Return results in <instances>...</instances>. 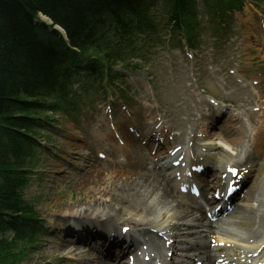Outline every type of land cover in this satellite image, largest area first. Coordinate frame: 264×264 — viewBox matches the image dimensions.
Listing matches in <instances>:
<instances>
[{
	"label": "trees",
	"instance_id": "16d2710c",
	"mask_svg": "<svg viewBox=\"0 0 264 264\" xmlns=\"http://www.w3.org/2000/svg\"><path fill=\"white\" fill-rule=\"evenodd\" d=\"M150 1L0 0V264H7L6 253L10 264L20 263L18 244L36 234L37 216L24 190L35 166L34 136L49 121L47 112L72 104L74 69L98 68L104 78L126 62L120 51L133 45L132 32L145 23ZM171 4L174 12L194 8L193 0ZM40 14L61 27L68 42L36 23Z\"/></svg>",
	"mask_w": 264,
	"mask_h": 264
},
{
	"label": "rangeland",
	"instance_id": "374dc122",
	"mask_svg": "<svg viewBox=\"0 0 264 264\" xmlns=\"http://www.w3.org/2000/svg\"><path fill=\"white\" fill-rule=\"evenodd\" d=\"M247 30V28H243ZM257 37L260 35L254 29L250 30ZM233 39L230 41L228 49L218 53V59L222 60L227 58L228 62L232 61V57L238 48H240V42L246 40L250 43L248 35H238L240 41H236V37L232 36ZM233 42V43H232ZM246 43L245 46L249 44ZM253 58L257 59L261 67L264 68V59L262 53L253 50ZM154 60V59H153ZM151 62L150 66L147 65L145 70L139 71V73H129L127 77L135 76L139 74L142 77H146L149 72L147 69L155 74L154 87H155V99L160 106L158 112L154 113L167 114L168 119L173 122L174 129L180 131L183 136L187 137L189 134L195 132L196 127L194 124L201 119L195 116L200 115V105L196 96L193 93L192 88L196 86H204L212 84V82L207 78L205 70L202 67L207 63L205 61H198L196 66L194 62L190 61H175L174 59L160 58L158 55L156 62ZM220 65L223 64L222 61L219 62ZM199 68V72L202 70L203 80L197 81L193 85L192 74L196 72ZM113 73L125 74L126 72L121 69L118 65L113 69ZM120 81V78L118 77ZM129 81V80H128ZM127 82V81H126ZM209 82V83H208ZM126 85V84H125ZM233 91V90H232ZM240 98H243V102L248 94H239ZM136 96L134 94H129V105L131 109L137 110L138 104L135 102ZM131 100V102H130ZM229 101L236 102L235 97L228 99ZM87 101L85 107H81L80 110L70 111L69 117L67 115H59L56 119L58 122L55 126L46 128L45 130L39 131L38 136L41 143L45 146L41 151L39 148L34 149L33 164L34 170L31 171L30 183L24 190L25 198L35 206L36 214L38 215L40 226L46 227L48 229V234H39L37 237H33L27 245L22 246L18 244L16 256L21 259L18 264H74L71 258L67 257L65 251L54 252L52 249L53 242H56L55 237L56 226L53 225L54 220L60 219L59 216L68 209L74 208L75 205H82L81 207H89V209L95 205H89L90 201L97 200L99 194L97 192H91L92 187L105 184L106 178L94 177L89 179L90 191L86 189V185L83 188L79 187V178H66L67 175L63 174L66 166L70 162L71 164H82L86 165L88 156L92 149V141L94 139H89L90 133H92L99 123L102 122L101 113L97 110V104L93 101ZM94 102V104H93ZM86 104V102L82 101ZM201 123V122H198ZM208 123V121H207ZM206 123V124H207ZM78 140L84 141L85 143L80 145ZM91 144V145H90ZM56 146V147H55ZM74 146V147H73ZM77 146H82L81 149H75ZM71 147V148H70ZM87 150H86V149ZM98 148V144L96 149ZM53 149L54 153L47 154ZM83 149V150H82ZM86 151V152H85ZM81 155H86V159L82 158ZM93 157V156H92ZM32 159V158H30ZM100 167V165L98 166ZM103 168H107V165H101ZM109 167V166H108ZM115 168V167H114ZM98 169V168H97ZM96 169V170H97ZM107 174V173H106ZM114 174V172H110ZM108 174V175H110ZM125 174V173H118ZM69 176V175H68ZM112 176V175H110ZM88 177V176H87ZM99 204V203H98ZM112 209L116 210L115 207ZM117 215L120 212L116 213ZM124 214L121 213L120 216ZM123 217V216H122ZM52 223V224H51ZM12 234L8 233L7 240H11ZM9 258L6 260L7 264H10V256L6 253L4 254ZM17 260V258H16Z\"/></svg>",
	"mask_w": 264,
	"mask_h": 264
},
{
	"label": "bare ground",
	"instance_id": "6f19581e",
	"mask_svg": "<svg viewBox=\"0 0 264 264\" xmlns=\"http://www.w3.org/2000/svg\"><path fill=\"white\" fill-rule=\"evenodd\" d=\"M172 0H164L167 4ZM165 120V119H164ZM170 124L169 121L166 123ZM163 137H167L163 130H159ZM207 133L205 131H197L196 133ZM221 134L211 133L210 138L207 142L204 143L203 147L207 148L211 153L215 152L214 157L211 158L212 165L214 166V171L218 173V170L221 173L225 172L226 166L230 163L235 162L236 159L231 157L229 153V148L227 147L233 143L231 137H220ZM222 140L226 146H219V141ZM194 143L198 142L203 144L200 139L194 137L191 139ZM170 142V141H168ZM166 142V143H168ZM129 143L132 141L129 140ZM236 144L239 141L235 142ZM134 144V143H132ZM239 146V145H237ZM253 154L249 155V158H253L254 156H260L264 153V149H262L261 143L255 142L252 146ZM184 151L177 154L178 160L180 155L183 154ZM144 153V150L141 152ZM231 158V159H230ZM150 157L144 153V160L148 161ZM148 164V163H147ZM154 165V164H153ZM146 162L144 164L141 163L140 167H133L134 170H128L127 168H121L118 164L115 166H109L107 168H99L98 170H93L90 175L87 177L82 176L81 181L79 182V187L83 188L86 185L87 191H90V185L92 183L89 182V179H93L94 177H103L108 176L109 179L106 178V182L104 186L93 187L91 192H97L99 194V198L97 200L90 201L89 205H92L93 202L95 205L93 208L91 207H81L82 205H75L74 208L68 209L62 213L60 219L54 220L53 225L57 226V230L66 231L69 229L70 221L76 219H84L86 218L91 222V225H97L96 228H100V224H109L110 230L113 232L120 233L118 238L122 236V229L126 226L135 225L133 228L130 227L129 232L127 234H133L138 231V235L141 239H145L150 234L154 232L156 234L160 233L163 239L172 242L170 248H175L179 250L178 252H184L178 245H182L186 242L185 233L187 224L189 222H196L198 228L205 227V219L204 215H194L192 211H190L189 206L180 203L177 199L174 198L175 195L171 194L170 184H168L165 180L161 179L152 174H147L142 171V168H145ZM142 167V168H141ZM128 170V171H127ZM110 172H114V174H110ZM107 173V174H106ZM118 173H125L123 175ZM112 176H110V175ZM89 178V179H88ZM221 184V183H220ZM219 184V185H220ZM103 185V184H101ZM126 193L129 194V197L135 200V203L129 204V200L125 201V199L119 198L113 202L112 196L114 193ZM173 196V197H172ZM255 195L253 199L255 200ZM264 198V194H262ZM99 203V204H98ZM129 205L130 207L126 206ZM115 207L116 210L112 209ZM119 208H124V212L126 215H115L114 212H117ZM110 209L112 211H110ZM253 207H250L248 204L246 211L242 214L247 215L249 212H253ZM114 211V212H113ZM120 213L121 210H119ZM110 215V216H109ZM194 215V216H193ZM244 215V216H245ZM252 221L251 228H248V225ZM238 222H242L241 225H237ZM228 226H231L232 223H228ZM233 225L236 226V230L230 229H220L218 232L212 231V234H217L220 238L219 241H224L227 244H230L232 249L236 245L239 250L231 255V258L243 257L246 260L249 259H260L255 256V252L260 248H264V215H260L259 219H255L253 217L249 218V220H244L240 217H234ZM256 226V229L253 230V227ZM63 227V228H60ZM67 229L65 230L64 228ZM93 227V226H92ZM103 228V227H102ZM159 229V232L157 230ZM182 235L180 239L177 240V235ZM95 235V234H93ZM74 239L73 243H78L79 246H70L69 242L63 238L61 235L58 239L57 243L52 247L54 252L65 251L67 257L73 258L74 261L81 263L87 261L90 264H113L111 262H115V260L106 258L104 253L101 250L91 245V243H84L79 239V237L72 235ZM203 237V235H202ZM223 237H233L236 240L234 242L224 240ZM98 239L97 236L93 238V241ZM76 240V242H75ZM200 242H202V238H199ZM245 240V241H244ZM92 241V242H93ZM178 244V245H177ZM240 244V245H238ZM152 247H155L153 244ZM214 253L218 251V249H214ZM141 252L142 249L139 247L128 250V257L133 255L135 258L138 256L137 252ZM154 251V250H153ZM198 252L199 250H194ZM211 253H213L212 249H209ZM232 252V250H228ZM155 252V251H154ZM207 250H204L203 254H189V258L193 260L194 258H198L195 264L198 262H203L204 264H213L215 262L218 264H225L226 262H218V260H230L227 256H222L221 254L210 255ZM259 254L263 257L264 251L260 250ZM126 255V256H127ZM162 257V254L159 256ZM183 264L180 261H171V260H150L145 261L140 258L137 259L136 264ZM232 261H230V264ZM120 264V262H119ZM228 264V263H226Z\"/></svg>",
	"mask_w": 264,
	"mask_h": 264
}]
</instances>
